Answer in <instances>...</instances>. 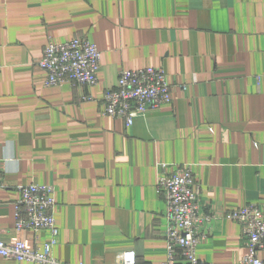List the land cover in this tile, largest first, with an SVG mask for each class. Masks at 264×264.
I'll return each mask as SVG.
<instances>
[{"label":"crops","instance_id":"1","mask_svg":"<svg viewBox=\"0 0 264 264\" xmlns=\"http://www.w3.org/2000/svg\"><path fill=\"white\" fill-rule=\"evenodd\" d=\"M74 37L102 53L97 85L45 87V46ZM147 67L164 69L172 103L131 127L105 117L121 71ZM163 165L194 171L201 214L216 217L197 256L240 264L246 240L223 216L264 202V0H0L1 237L51 239L18 232L14 205L18 187L50 185L58 261L118 264L134 251L138 264L163 263Z\"/></svg>","mask_w":264,"mask_h":264},{"label":"built area","instance_id":"2","mask_svg":"<svg viewBox=\"0 0 264 264\" xmlns=\"http://www.w3.org/2000/svg\"><path fill=\"white\" fill-rule=\"evenodd\" d=\"M102 53L90 40L74 37L55 44L51 41L36 62L45 73L44 86L63 87L65 84L93 87L98 83ZM172 85L161 67H147L121 71L117 86L103 97V115L123 120L127 127L144 116L173 101ZM84 101L92 100L84 97ZM4 187L0 179V188ZM157 191L166 205L168 222L165 241L167 259L160 264H209L197 256L199 245L211 234L216 219L214 214H201L202 187L194 171L177 165L169 172L163 165L157 180ZM19 199L15 202V229L38 234L49 231L51 239L32 247L25 241L5 240L0 235V257L31 264H65L53 255L58 243L59 228L55 219V188L50 185H23L18 187ZM223 219L241 226L247 243V254L240 264H264V202L252 203L244 208L226 212ZM118 264H138L136 253L127 251L120 255Z\"/></svg>","mask_w":264,"mask_h":264}]
</instances>
